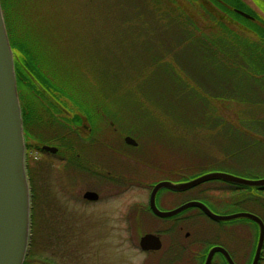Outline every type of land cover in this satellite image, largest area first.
I'll use <instances>...</instances> for the list:
<instances>
[{
  "label": "rangeland",
  "instance_id": "1",
  "mask_svg": "<svg viewBox=\"0 0 264 264\" xmlns=\"http://www.w3.org/2000/svg\"><path fill=\"white\" fill-rule=\"evenodd\" d=\"M32 1L37 7L20 6L21 13L33 27L29 37L37 73L61 96L55 117L70 129L71 143L99 147L87 151L88 158L104 176L97 182L44 155L37 163L36 148H29L35 140L25 141V156L32 160L26 264H144L140 240L161 226L147 209L157 183H182L209 172L264 178V91L246 65L249 48L263 45L227 5L218 0ZM243 1L248 9L242 11L264 28V0ZM57 93L47 90L41 97L47 101ZM52 133L48 123L39 128L43 139ZM127 136L138 145H127ZM221 182L201 186L225 198L220 209L235 211L231 205L237 197L258 196L264 203V190L222 192ZM90 188L100 193L101 202L77 203L72 193ZM169 191L162 189L160 196ZM194 192L174 193L159 207L170 209Z\"/></svg>",
  "mask_w": 264,
  "mask_h": 264
},
{
  "label": "flooded vegetation",
  "instance_id": "2",
  "mask_svg": "<svg viewBox=\"0 0 264 264\" xmlns=\"http://www.w3.org/2000/svg\"><path fill=\"white\" fill-rule=\"evenodd\" d=\"M39 85L42 87L39 91L43 93L42 95L45 97L47 95V89L41 84ZM59 98L60 97H51V99L46 101L40 97V103L37 104L36 111L44 115L43 119H36L35 122L32 123L27 121L28 126H24L26 129L25 132L30 134L28 140L30 138L35 140L34 143H31V148H36L37 150L35 159L38 161L37 163H39V161H41L39 156H49L53 163H62L64 168L69 172L74 171L80 175L88 174L90 177H94L97 182H100L104 176L102 169L96 167V162L88 158V152L98 150L99 147L96 144L70 142V129L65 128L61 119L55 117L58 114L55 112V108L60 109L61 100ZM44 106L48 108L52 106L53 108V111L50 108L53 113L50 119L47 117V110ZM46 123L50 124L53 128L51 138L48 136L49 140L46 138V140L43 139L39 134V128L43 129V125ZM44 146L54 147L56 151H46L43 149ZM108 176L110 179L114 180V177ZM221 183L223 184L222 192H225V188L233 190L229 183L224 181ZM202 184L194 187L195 194L182 199L180 204L167 210L160 208L159 202L163 201L167 203V201L173 198L174 193L177 192L170 190L162 197V195L160 196L162 190H160L156 196V205L162 211H172L188 202L197 201L205 204L212 212L218 215H231L244 212L245 210L243 207H248L250 210L247 209L245 212L260 217L264 223V203L258 196L250 198L249 205H247V199L237 197V201L234 205H231L235 211H230L229 209L224 210L220 209L218 205L224 203L225 198L215 197L213 195L214 192L202 188ZM88 191L97 193L99 195L98 199L95 201L86 199L84 195ZM232 192L241 194L244 191L234 189ZM72 195L77 200V203L82 206H96L102 200L100 193L94 188L85 189L83 193H72ZM238 208H241V210L238 211ZM147 209L155 218L161 220L160 231L151 233L159 237L161 247L157 250L144 251L146 253L143 261L144 264H207L209 258L208 264L254 263L260 235L259 225L256 222L248 219H245L249 221L247 224L236 222L238 219L232 221H216L210 218L199 207L187 209L173 217L161 218L152 212L150 208V198ZM127 225L131 230V217L127 219ZM253 231L254 234L252 235ZM251 236L254 237L251 238ZM214 248L218 249L210 256ZM257 264H264V243Z\"/></svg>",
  "mask_w": 264,
  "mask_h": 264
},
{
  "label": "water",
  "instance_id": "3",
  "mask_svg": "<svg viewBox=\"0 0 264 264\" xmlns=\"http://www.w3.org/2000/svg\"><path fill=\"white\" fill-rule=\"evenodd\" d=\"M236 12L247 19H253V16L242 10L236 9ZM125 143L134 147L138 145L136 140L130 136L125 138ZM43 149L56 151V148L50 146H44ZM25 151L23 117L17 88L14 53L0 3V264H24L27 256L31 198ZM215 180L264 190V178L251 180L223 172H209L182 183L169 181L157 183L151 192L150 208L156 216L161 218L173 217L187 209L199 207L216 221L248 219L256 222L259 225L260 235L253 264H257L264 243V223L260 217L249 212L218 215L205 204L197 201L188 202L172 211H162L156 205V196L162 189L183 192L202 183ZM84 197L95 201L99 195L88 191ZM139 244L143 251L157 250L161 247L159 237L151 233L144 235ZM217 249L214 248L210 256Z\"/></svg>",
  "mask_w": 264,
  "mask_h": 264
},
{
  "label": "trees",
  "instance_id": "4",
  "mask_svg": "<svg viewBox=\"0 0 264 264\" xmlns=\"http://www.w3.org/2000/svg\"><path fill=\"white\" fill-rule=\"evenodd\" d=\"M214 1L215 0H213V2ZM218 1L223 3L224 7L227 5L231 9L229 13L232 16H234L237 19H241L243 22L248 24L249 25L248 27H250V30L255 32L259 36L260 40L262 41L263 47L260 45H257L254 48H249L248 54H247V57L249 60H246L248 61L246 65H248L249 71L251 73H253L254 75H257L256 80L264 91V63H263L264 62L263 61L264 60V28L252 22V21H256L254 15L251 14V16H253L254 18L250 20L236 12V9L238 10H244V8L248 9L247 5L245 4L243 0H218ZM0 3H1L5 23H6V30L8 33L10 45L14 52L15 71H16V77H17V88H18L19 98L21 101L23 123H24V126L26 127L28 126L27 121H29V123H32V122H35L36 119L41 120L44 117V115L36 111L37 110L36 106L38 103H40L39 99L42 93L38 91L36 88L37 84H36L35 78L39 80L41 82V85L47 90H49L50 92L52 93L53 92L57 93V92L54 91L48 85L47 81H45V79L41 77V74L37 73L38 70L36 66L38 64V60L36 59L35 55H33V52L31 50V47H33V44L31 42H33V40L29 37L30 36L29 32L33 27L29 26L30 24H27L26 22H24L23 17H25V14L21 13L20 6L29 7V4H30V6L34 5L35 7H37V5L32 0H25V1L24 0H0ZM25 7H22V8L24 9V11H27ZM18 25H19V28H18ZM251 51L253 52L251 53ZM247 75L250 76L249 74ZM250 77L255 78L253 76H250ZM60 91L62 92V90ZM57 95L61 99V96L58 93ZM44 107L47 110V117L50 119L51 118L50 116H52L53 113L51 112L50 108H48L47 106H44ZM232 128L234 129V127ZM24 131H26L25 128H24ZM29 137H30V134L25 132L26 140ZM245 140L246 142H249V138L247 136H245ZM29 148H31V146ZM30 159L31 158L29 157L27 158L28 168L31 167L30 164L32 160L30 161ZM32 181L33 180L31 179V182ZM31 184L33 187V183ZM230 185L232 189L243 190V186H237L235 184H230ZM247 205H249V201ZM24 264H26V261Z\"/></svg>",
  "mask_w": 264,
  "mask_h": 264
}]
</instances>
